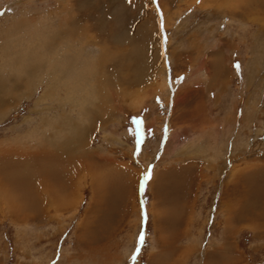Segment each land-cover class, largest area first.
Here are the masks:
<instances>
[{"label": "rangeland", "instance_id": "obj_1", "mask_svg": "<svg viewBox=\"0 0 264 264\" xmlns=\"http://www.w3.org/2000/svg\"><path fill=\"white\" fill-rule=\"evenodd\" d=\"M0 13V264H264V0Z\"/></svg>", "mask_w": 264, "mask_h": 264}, {"label": "bare ground", "instance_id": "obj_2", "mask_svg": "<svg viewBox=\"0 0 264 264\" xmlns=\"http://www.w3.org/2000/svg\"><path fill=\"white\" fill-rule=\"evenodd\" d=\"M54 68H55V67H54ZM54 71H55V70H54ZM105 77H106V76H105ZM106 79H107V78H106ZM104 85H106V84L104 83ZM1 170H2V171H1ZM6 170H7V169H5V173H6ZM3 171H4V168L0 166V172H3ZM5 176H6V177H10V176H7V175H5ZM26 181H27V180L16 181V177H12V178L9 179V182H10L11 184H12V183H15L14 185H16V184L19 185V182H21L20 187H22L23 184H24V183H27V182L30 184L29 181H27V182H26ZM4 186H5V185H4ZM4 186H3V187H4ZM9 186H10V185H9ZM28 186H29V185H28ZM22 188H23L24 190H22V193H21V194L19 193V194H17V196L14 195V196H15L14 200L17 199V201H20V200L23 201L24 199H27V198H28V197H27V196H29V195H28V193H29L28 188H26V187H24V186H23ZM25 188H26V189H25ZM5 189H8L7 186H6ZM10 190H12V189H10Z\"/></svg>", "mask_w": 264, "mask_h": 264}, {"label": "crops", "instance_id": "obj_3", "mask_svg": "<svg viewBox=\"0 0 264 264\" xmlns=\"http://www.w3.org/2000/svg\"><path fill=\"white\" fill-rule=\"evenodd\" d=\"M156 256H159V255H156ZM152 261H154V259H152Z\"/></svg>", "mask_w": 264, "mask_h": 264}, {"label": "snow or ice", "instance_id": "obj_4", "mask_svg": "<svg viewBox=\"0 0 264 264\" xmlns=\"http://www.w3.org/2000/svg\"><path fill=\"white\" fill-rule=\"evenodd\" d=\"M0 15H2V13H0ZM141 239H142V237H141Z\"/></svg>", "mask_w": 264, "mask_h": 264}]
</instances>
